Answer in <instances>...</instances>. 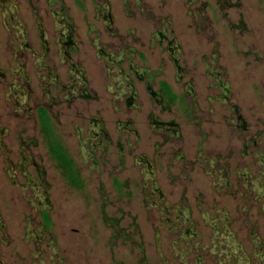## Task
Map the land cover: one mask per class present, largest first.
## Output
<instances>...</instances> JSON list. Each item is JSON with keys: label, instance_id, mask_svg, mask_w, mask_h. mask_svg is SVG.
I'll return each mask as SVG.
<instances>
[{"label": "rangeland", "instance_id": "1", "mask_svg": "<svg viewBox=\"0 0 264 264\" xmlns=\"http://www.w3.org/2000/svg\"><path fill=\"white\" fill-rule=\"evenodd\" d=\"M0 264H264V0H0Z\"/></svg>", "mask_w": 264, "mask_h": 264}, {"label": "flooded vegetation", "instance_id": "2", "mask_svg": "<svg viewBox=\"0 0 264 264\" xmlns=\"http://www.w3.org/2000/svg\"><path fill=\"white\" fill-rule=\"evenodd\" d=\"M1 10H2L3 13H5V12H9V9L7 10V9H5L3 6L1 7ZM7 26H8V25H7ZM40 109H41L42 111H44V114L47 116V113H48V106H46V105H41V106H39V107L37 108V111L39 112ZM61 147H62V146H61ZM54 160H55V159H54ZM58 166H59V169H60V173L63 172V171H65L59 162H58Z\"/></svg>", "mask_w": 264, "mask_h": 264}]
</instances>
